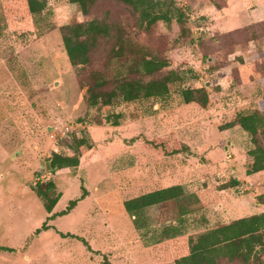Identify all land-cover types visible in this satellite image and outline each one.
Segmentation results:
<instances>
[{"label": "rangeland", "instance_id": "374dc122", "mask_svg": "<svg viewBox=\"0 0 264 264\" xmlns=\"http://www.w3.org/2000/svg\"><path fill=\"white\" fill-rule=\"evenodd\" d=\"M45 1L32 16L27 0H0V248L12 250H0V264H151L145 247L162 227L179 225L181 207L182 232L192 237L264 211V171L246 173L255 144L239 126L228 128L239 114L264 112V0H175L184 22L147 30L119 0H95L87 15L68 0ZM88 19L108 26L110 37L73 67L61 29ZM141 57L169 64L145 82L192 69L197 79L186 87L203 89L208 105L175 94L166 106H87L96 78L109 91L117 74L135 78ZM71 136L95 145L98 162L50 174L46 159L72 155ZM48 181L60 194L50 214L33 191ZM176 185L185 195L145 209V229L136 230L123 202ZM82 195L67 215L48 220Z\"/></svg>", "mask_w": 264, "mask_h": 264}, {"label": "trees", "instance_id": "16d2710c", "mask_svg": "<svg viewBox=\"0 0 264 264\" xmlns=\"http://www.w3.org/2000/svg\"><path fill=\"white\" fill-rule=\"evenodd\" d=\"M77 5L80 11L87 15L95 0H68ZM137 13L138 26L144 30L158 22L170 25L172 22L182 24L186 18L185 12L177 6L175 0H119ZM45 0H27L28 11L32 16H38L45 9ZM61 42L64 52L71 66L86 65L91 52L95 49L101 37H110V29L95 19H88L81 24L65 26L61 29ZM121 37L117 36V54L123 50ZM169 66L164 59L141 57L133 68L135 78H129L121 73L112 80V89L103 90L108 83L103 78H96L93 85L86 90V103L90 108L112 107L120 104H131L138 101L153 100L155 105L168 104L173 95L181 96L184 104H197L201 108L208 105V96L203 89L186 87L189 81L195 80L196 75L192 69L183 71H169L165 75L143 81L144 77H152ZM109 84V83H108ZM107 84V85H108ZM121 115L114 116V126L119 125ZM110 123L109 119L107 120ZM239 126L251 136L255 147L248 151L247 175L264 171V149L258 143V136H264V112L239 114L228 128ZM151 149L162 145L154 140L148 141ZM67 150L72 155H63L53 152L46 159V168L50 174L58 171L80 169L89 167L98 162L99 151L86 137L71 136L66 144ZM169 155L178 153L176 149L166 151ZM234 184L237 182L234 181ZM36 197L42 203L47 214H50L60 199V194L55 191V184L48 181L36 184L33 189ZM185 195L179 185L159 189L123 202V209L133 219L136 230L145 229L144 210L168 201H174ZM79 199L70 201L66 210L51 215L64 216L71 211ZM258 202L264 205V194L257 197ZM181 218L179 225L162 227L153 235L152 242L145 247L147 257L151 264H220L239 262L241 264H264V211L249 217L233 220L217 228L205 230L195 237L184 235V207L180 208ZM42 225V230L47 229ZM39 230L36 231L38 233ZM61 235V234H60ZM65 237V235H61ZM68 236V235H66ZM84 244L85 242L82 241ZM86 245V244H85ZM0 250L12 251L0 248Z\"/></svg>", "mask_w": 264, "mask_h": 264}]
</instances>
